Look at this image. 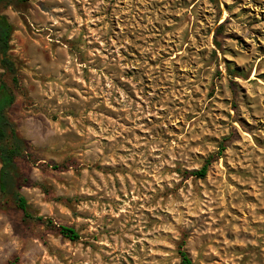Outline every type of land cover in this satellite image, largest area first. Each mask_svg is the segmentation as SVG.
I'll return each instance as SVG.
<instances>
[{"label":"rangeland","instance_id":"1","mask_svg":"<svg viewBox=\"0 0 264 264\" xmlns=\"http://www.w3.org/2000/svg\"><path fill=\"white\" fill-rule=\"evenodd\" d=\"M3 14L21 69L13 88L0 66V84L33 219L2 202L0 264H180L181 246L193 264H264V0Z\"/></svg>","mask_w":264,"mask_h":264},{"label":"trees","instance_id":"2","mask_svg":"<svg viewBox=\"0 0 264 264\" xmlns=\"http://www.w3.org/2000/svg\"><path fill=\"white\" fill-rule=\"evenodd\" d=\"M29 0H0V66L4 74L11 79L13 88L20 84L19 60L11 54V42L15 32V26L9 21L3 12L9 8H21L27 5ZM16 102L14 90L5 82L0 84V206L5 199H12L16 206L23 212L24 217L33 219L29 211L26 198L21 195V187L28 183L19 169L18 159L27 153V142L21 138L16 125L10 119L8 112ZM222 151L224 146H221ZM216 156H210L204 166L195 172L193 176L204 179L208 174L210 165ZM51 223V222H50ZM60 234L71 241L80 239L79 233L72 227L60 226ZM180 264H193L187 251L182 246L179 249Z\"/></svg>","mask_w":264,"mask_h":264}]
</instances>
